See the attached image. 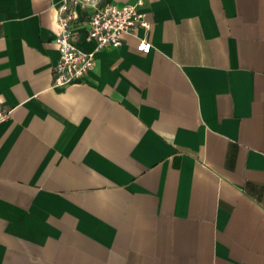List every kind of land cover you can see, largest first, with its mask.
I'll use <instances>...</instances> for the list:
<instances>
[{"label":"crops","instance_id":"crops-1","mask_svg":"<svg viewBox=\"0 0 264 264\" xmlns=\"http://www.w3.org/2000/svg\"><path fill=\"white\" fill-rule=\"evenodd\" d=\"M65 1L0 0V264H264V0H144L54 87Z\"/></svg>","mask_w":264,"mask_h":264},{"label":"built area","instance_id":"built-area-1","mask_svg":"<svg viewBox=\"0 0 264 264\" xmlns=\"http://www.w3.org/2000/svg\"><path fill=\"white\" fill-rule=\"evenodd\" d=\"M58 32L54 44L58 59L53 66L54 87L81 82L95 66L102 50L119 48L125 36H137L139 28H149L144 0L118 5L106 0H67L57 10ZM83 42L91 50L80 47ZM152 44L139 38L137 50L149 53Z\"/></svg>","mask_w":264,"mask_h":264}]
</instances>
